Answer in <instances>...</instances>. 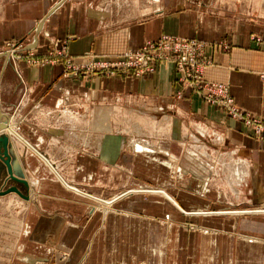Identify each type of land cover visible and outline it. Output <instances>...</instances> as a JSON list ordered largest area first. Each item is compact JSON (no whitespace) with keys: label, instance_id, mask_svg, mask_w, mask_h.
Returning a JSON list of instances; mask_svg holds the SVG:
<instances>
[{"label":"crops","instance_id":"1","mask_svg":"<svg viewBox=\"0 0 264 264\" xmlns=\"http://www.w3.org/2000/svg\"><path fill=\"white\" fill-rule=\"evenodd\" d=\"M192 1L198 0H0V48L37 25L36 53L53 43L80 62L87 52L112 59L162 33L199 38L213 45L207 52L206 80L229 86L237 107L264 121V54L251 40V33L261 30L221 14L217 4ZM220 39L229 42L228 50L216 46ZM8 56L6 52V60ZM11 63L0 75L1 105L9 110L17 106L24 116L21 133L68 183L107 198L143 180L173 196L182 213L169 198L150 195L146 201L141 196L118 201L107 214L89 215L91 203L54 180L25 146L18 147L20 137L9 151L12 162L22 160L30 181L27 188L19 184L31 196V201L23 199L25 207H18L21 232L15 243L23 244L19 256L24 262L14 263L18 250L14 247L11 255L6 234L11 229L4 226L0 256L9 258L4 264H179L169 257L185 250L170 254L168 242L189 237L181 222L171 230L172 218L184 224L192 219L200 226L191 234L198 242L191 248L193 264L213 258L215 264H264V216L206 215L264 205V138L253 137L220 107L180 89L173 64L164 62L145 76L76 79L62 74L61 63L29 64L24 58ZM122 107L155 119L125 123ZM3 119L1 115L0 125L10 123ZM129 140L131 147H125ZM140 142L158 152L138 147ZM171 154L180 170L170 169ZM16 165L14 171L22 175ZM192 209L207 211L182 216ZM139 210L145 212L143 218ZM156 210L163 215L160 221L147 218ZM60 251L69 253L66 260H60Z\"/></svg>","mask_w":264,"mask_h":264},{"label":"rangeland","instance_id":"2","mask_svg":"<svg viewBox=\"0 0 264 264\" xmlns=\"http://www.w3.org/2000/svg\"><path fill=\"white\" fill-rule=\"evenodd\" d=\"M211 0H198V1H192L194 4L195 2H201V4H217V7H219L220 13H228L229 16L233 17L234 19H242L246 22H249V24H251L252 28L255 30H261V33L259 32H252L251 33V40L256 43V45H254L256 47V49H262V52L264 54V0H213V2H210ZM44 21V20H42ZM36 27H39L38 25ZM36 27L34 26L32 32L26 34L25 36H23L21 39H8L5 40L0 48V75H2V71L5 70V67L8 66V64H10L11 62H16L18 59L20 58H24V60L29 63V64H54V63H61L62 64V68H63V72L62 74L64 76H73V78L79 79L82 77H89V76H104V77H114L116 75H134V76H145V75H150V74H154L156 71V68L164 63V62H170L171 64H173L174 69L176 70V81L178 82V84L180 85V89H185V90H189L191 91L192 94L197 95L199 98H201L204 102H206L207 104L213 105V106H218L220 107L223 111H225V113L227 114V116L233 120L239 121L241 122L245 127H247L249 129V132L253 135V137L258 138V139H262L264 138V121L262 120H258L255 117H252L251 115H249L247 112H242V116L240 117H236V115H234L232 112L229 111V109L227 108V106L224 107V105L222 103L218 104H214L213 103V99L216 98V95H212V92H215L214 90H210L208 87H205L206 85L200 86L198 85L197 88L195 87H189L188 89V83L194 82L197 78L200 80L204 79L205 82H209L206 80L205 78V69L210 65L211 62V58L208 55V51L210 49L211 45L210 42H206L202 39L199 38H184V37H179V36H174V35H169V34H161L160 36H158L156 39L153 40H145L142 42V44H140L137 48L133 49V48H128L126 49L124 52H122L121 54H119L118 56L113 57L112 59H106L104 57H100L98 55H96L93 52H87V55L84 57V59L86 61H82L83 64H79L82 63L80 62L82 60L81 59H77V61L75 60V58L73 59V57H71L70 55L67 54V51L63 48H56L54 46H52V44H50V46L45 50V51H41L40 53H36V49H33L34 46H36L35 44V40H37V36L38 33L35 29ZM165 36V37H164ZM167 36H169L171 39L169 40L167 38ZM180 44L185 43L188 44L189 47L187 50H181L179 48H173V46H171V48L169 49L168 47L164 46L167 43H171V42H175L177 43L178 41ZM229 42H227L224 39H220L218 43H216V46H218L221 50L225 51L228 50L229 48ZM147 46V47H146ZM166 47V49L168 50H163L161 47ZM217 47V48H218ZM6 52H11V54L8 56V59L6 60V58L4 57V54ZM193 56L192 60L197 61V62H201L203 64L207 63L206 67H204L203 69V74L201 75H193L194 74V70L186 67L184 70V73L179 72L178 71V61L180 58L182 57H191ZM145 58V61L151 62L152 63V71L148 70L149 69V65H142L141 64V59ZM80 60V61H78ZM191 60V59H190ZM108 63L107 64V68H99V66L104 65V62ZM119 63V68L116 67H112L114 65V63ZM98 63V64H97ZM125 63L128 64L127 66H125ZM12 64V63H11ZM263 64H264V58H263ZM99 65V66H98ZM188 68V69H187ZM264 75V73H263ZM183 77H186L185 80L183 79ZM264 78V77H263ZM197 79V81H198ZM188 82V83H186ZM209 83H213V84H222V83H216V82H209ZM206 84V83H204ZM225 85V84H222ZM227 86V85H226ZM179 91V90H178ZM176 91L175 94V98H180L181 94ZM212 91V92H211ZM227 98L230 102V105H228V107H230V109H237V104L234 102L233 97L231 96L230 92H229V86L227 87ZM219 100L223 101V95H219ZM210 100V101H209ZM213 100V101H212ZM17 103V102H16ZM16 103H13L12 105H16ZM18 105V104H17ZM123 108V114H122V119L125 123H130V122H137V120L139 122H143L144 121H149V120H153L155 118L151 117L153 115L147 114L146 112H142V113H132L129 112L130 108L128 107H122ZM10 108L8 106H2L1 105V98H0V116H4V121L6 119L8 120V123H12V125L15 128V132L17 135H19V137H14L12 135H9L5 130V125L1 124L0 125V138L6 136L8 141L12 140L11 143L9 142L8 146H7V153H8V158H9V162L10 165L12 167V174L14 177L18 178L19 180H23L25 181V183L19 182V181H15L13 179H11L9 177V174L7 172V166L5 165L4 161L0 158V163L3 164L5 170H6V180L4 181V175L3 174V170L2 167L0 166V184H1V180L4 181L3 186L0 185V247L2 242H1V238L3 233L2 230L4 228V226H8L11 229L10 234L6 233L7 236H10L11 238V242L10 245L12 247L11 249V255H13V248H17V252L15 254L14 257V263L17 262H24V258H22L21 256H19V249L23 247V244L18 246V242L17 244L15 243L17 240V235L19 234V232H21V230L19 229L21 227V220L19 217V209L18 207L20 206H24L25 207V202H24V198L27 199L30 197V201H31V196L30 194L25 193L24 188L21 186L19 187V184H22L23 186H25L26 188L28 186H30V181H28L26 179V169L24 167V164L22 162V160H16L14 162H12V155L10 154L9 151V146L12 147L14 146V144L17 142L18 138H22L21 141H19L18 143V147L19 146H25L29 151H31V153L33 154V156H35L37 159H39L43 164V169L45 168L46 171L49 172V174L51 175V177L58 181L60 184H62L64 187H66L70 192L80 196L81 198L87 200L88 202H90V209L88 211L89 215H92L94 212L96 211H100L103 214H107L108 212L113 211V206L116 202L130 198V197H135V196H141L143 200H148L150 195H161L164 198H169L168 200L176 207L177 210H180L179 212H181L182 209L179 208L178 206V202L177 200H175L173 198V196H171L170 194H168L167 192L164 191L163 188H160L158 186H151L152 184H148L143 180H140L139 182L136 180L134 181L135 183L131 186H129L128 188H126L123 192L115 194L114 196H107L108 194H103L104 196H107V198H101L95 195H91L89 193H87L86 191L80 189L79 187H77L76 185L70 184L68 183L65 178L61 175L58 174L60 172H56L58 171L55 167L53 162L49 161L48 159L43 161L41 159V155L42 152L39 151L29 140H27V138L21 133V123L24 119V116L20 115L17 109L14 107L13 109L9 110ZM240 109V108H239ZM241 110V109H240ZM127 111V112H125ZM111 115L114 119V114L113 113H108V116ZM157 115H154V117ZM161 118L157 117V120H159ZM128 121V122H127ZM4 124H6L5 122H3ZM9 123V124H10ZM8 124V125H9ZM131 128H124V130L127 131H132ZM5 131V132H4ZM135 132V131H134ZM133 132V133H134ZM146 132V133H145ZM145 135H147V130H144ZM129 134L124 131V138H127ZM160 135V134H159ZM159 135H154V137H158ZM16 139V142H14V140ZM131 140H129L127 142V144L125 145V147H131L130 145ZM28 144H30L33 148H30L28 146ZM138 145V147H142L144 149H152L153 151L157 150L156 148H152L151 146H149L148 144H146L145 142H140ZM109 146V145H108ZM110 147V146H109ZM0 150L3 151L1 149L0 146ZM0 151V153H2ZM159 151L161 153L164 154H168L167 150H162V148H159ZM16 152V151H15ZM158 151H155V153H157ZM154 153V154H155ZM156 155V154H155ZM170 169L172 168V170H180L179 167V161L177 160V157L174 156L173 154L170 155ZM18 163V166L21 169L22 175L17 174L14 171V166H17L16 164ZM192 168V167H191ZM59 175V176H58ZM137 179V178H136ZM145 180V178H142ZM29 182V183H28ZM157 185V184H156ZM11 187H16L18 189V191L22 194V195H18L15 192H8V193H4V191H6L7 189L11 188ZM23 190V191H22ZM122 191V190H121ZM29 195V196H28ZM29 201V202H30ZM28 202V203H29ZM107 203V204H106ZM187 212L183 213L182 216H198V215H204L202 212H206L207 210H186ZM210 212L211 214H206V215H213V214H240V215H257V216H264V205H259L257 207H254L252 209H248V210H239V211H207ZM145 212H142L141 210H139V217L143 218V216ZM182 213V212H181ZM202 213V214H200ZM150 216L155 217L157 220H161L163 215L161 212H159L158 210H156L154 213L147 215V218H150ZM5 220V221H4ZM170 224L169 226L171 227V230L174 226H179V222H181V229L183 231H185L189 238H187V240H180V241H170L168 242V244L170 243V254H173L172 252L175 251V249H184L185 251L182 252H178V254H181L180 256L174 257L172 258L170 255V260L174 261V260H178L179 264H193L194 263V253H191V248H193V243H198L196 241H194L191 238V234H193V232H196V229H199L200 226L194 224L195 221L194 220H190L187 221L186 224H184V222H182L181 220L177 219V218H172L169 220ZM6 222V224L4 223ZM10 222V224H9ZM12 224V225H11ZM202 229V228H201ZM204 231V233H208L207 230L202 229ZM27 231H28V227H27ZM194 238V236H193ZM222 242V241H221ZM220 244H226V240H224V242H222ZM157 243V242H156ZM165 243V242H163ZM205 243V242H204ZM235 243V242H234ZM159 244H162V242L160 241ZM164 246V245H163ZM225 247V246H224ZM169 248V247H168ZM167 248V249H168ZM177 252V251H176ZM60 256V260L64 261L68 258L69 253L65 252V251H60L59 253ZM197 256L195 255V258ZM9 258L7 256V258L5 256H0V264H4L5 261H7ZM27 260H31L32 258H25ZM212 259V257H211ZM139 260V259H138ZM196 260H198V258H196ZM211 262V263H210ZM210 262H205L204 264H215V259L213 258V260H210ZM13 263V264H14ZM132 264H144L143 262H139V261H135ZM170 264H175V262H170ZM198 264V262H197Z\"/></svg>","mask_w":264,"mask_h":264},{"label":"built area","instance_id":"3","mask_svg":"<svg viewBox=\"0 0 264 264\" xmlns=\"http://www.w3.org/2000/svg\"><path fill=\"white\" fill-rule=\"evenodd\" d=\"M178 41V40H177ZM164 46H166V47H168L169 49L171 48V46H173V48H179V49H181V50H187L189 47H191V46H189L188 44H185V43H182V44H180L179 43V41L177 42V43H175V42H169V43H167L166 42V45H164ZM161 47L163 50H168V49H166V47ZM147 47V46H146ZM192 58H193V56H191V57H182V58H180L179 59V61H178V64H177V67H178V71L179 72H182V73H184V69L186 68V67H189V68H191V69H193L194 70V76L195 75H200L202 72H201V70L200 69H198V68H200V66L203 64V63H201V62H197V61H195V59H194V61L192 60ZM191 59V60H190ZM102 62H104V61H102ZM141 64L142 65H146V64H148L149 65V71L151 70L152 71V63L151 62H148L147 63V61H145V58H142L141 59ZM111 63H114V62H111ZM98 64V63H97ZM107 64L108 63H106V62H104V65H102V66H99V68H107ZM119 63H114V65L112 66V67H114V68H116V67H118L119 68ZM128 64H126L125 63V66H127ZM188 69V68H187ZM202 75V74H201ZM185 78L186 77H183V79L185 80ZM198 79V78H197ZM197 79L194 81V82H191L190 83V87H195V88H197V86L198 85H200V86H202V83H200L201 82V80L199 81V79H198V81H197ZM186 83H188V82H186ZM189 85V84H188ZM203 85H206L205 87H208L210 90H214L215 92H212L211 94L212 95H216V98L215 99H213L212 101H213V103L214 104H220V103H222L223 105H225V106H227L228 107V105H230V102H229V100H228V98H227V95H226V93H227V91H226V93L225 94H223L222 93V91H221V89L220 88H218V87H222V85H220V84H218V85H216V84H213L212 83V86H210L209 84H208V82H206V84H203ZM219 95H223V101L222 100H219L218 98H219ZM210 101V100H209ZM228 109H229V111L230 112H232L233 114H235V111H236V108L235 109H230V107H228Z\"/></svg>","mask_w":264,"mask_h":264},{"label":"bare ground","instance_id":"4","mask_svg":"<svg viewBox=\"0 0 264 264\" xmlns=\"http://www.w3.org/2000/svg\"><path fill=\"white\" fill-rule=\"evenodd\" d=\"M165 37V36H164ZM167 38L170 40L171 38L169 37V36H167ZM11 54V52H9V55ZM4 56H5V54H4ZM206 65H207V63H205V64H202L201 66H200V68H198V69H200L201 70V72H202V74H203V69H204V67H206ZM200 83H202V84H204V83H206L205 82V80L204 79H202L201 80V82ZM189 85L187 86L188 87V89H189V87H190V83H188ZM208 84L210 85V86H212V83H209L208 82ZM220 85H222V84H220ZM227 87L228 86H226V85H222V87H218V88H220L221 89V91H222V93L223 94H225L226 93V91H227ZM227 94V93H226ZM224 107H225V105H224ZM228 108V107H227ZM242 110H240L239 108H237L236 109V111H235V114L234 115H236V117H240V116H242ZM5 131L9 134V135H12L13 137H19V135H17L16 134V132H15V128H14V126L12 125V123H10L9 125L8 124H5ZM4 131V132H5ZM1 132V131H0ZM6 141H5V143H4V145H6V152H7V143H8V139H7V137L6 136H4L3 137ZM0 146H1V143H0ZM1 149H2V146H1ZM3 150V149H2ZM1 151V150H0ZM2 152V151H1ZM7 155H8V153H7ZM1 158V157H0ZM2 160H3V158H1ZM4 161V160H3ZM7 161H9V158L7 159ZM6 161V162H7ZM5 163V162H4ZM6 165V164H5ZM7 166V165H6ZM9 167L11 168V172L9 173L8 171V174H9V177L11 178V179H13V180H15V181H19V182H22V183H25V181H23V180H19L18 178H16V177H14L13 176V174H12V167H11V165H10V162H9ZM11 188H13V187H11ZM11 188H9V189H7L6 191H4V193H8V192H15V193H17L18 195H22L19 191H18V189L16 188V187H14L15 188V190H12ZM107 204V203H106Z\"/></svg>","mask_w":264,"mask_h":264},{"label":"water","instance_id":"5","mask_svg":"<svg viewBox=\"0 0 264 264\" xmlns=\"http://www.w3.org/2000/svg\"><path fill=\"white\" fill-rule=\"evenodd\" d=\"M5 139L2 137L0 138V143H1V146H2V153H0V157L3 158L5 164L7 165V171L10 173L11 172V168L9 167V161H7L8 159V155H7V152H6V145H4L5 143ZM7 161V162H6ZM12 190H15V188H11Z\"/></svg>","mask_w":264,"mask_h":264}]
</instances>
